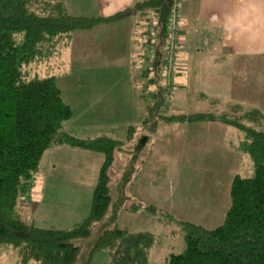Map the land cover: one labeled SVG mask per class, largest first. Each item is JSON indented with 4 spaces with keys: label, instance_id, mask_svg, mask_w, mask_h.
<instances>
[{
    "label": "rangeland",
    "instance_id": "1",
    "mask_svg": "<svg viewBox=\"0 0 264 264\" xmlns=\"http://www.w3.org/2000/svg\"><path fill=\"white\" fill-rule=\"evenodd\" d=\"M39 1L30 8L38 14L50 13L46 4L52 5L53 0ZM76 1L71 0V6ZM175 5L172 4V12L177 13V20L169 33L175 32L176 38H172L173 34L164 41L154 37L151 11L146 15L135 13L131 17L132 28L136 33L148 36L146 41L152 52L148 49L145 59H132L128 66L107 56L102 58L107 64L94 65L85 57L87 50L96 51L94 45L91 44V48L89 44H76L69 40L70 33L41 42L45 54L49 52L46 60L49 58L52 63L46 67L41 60L30 69L29 75L35 73L37 77H44L51 73L55 76L62 100L72 111L63 124V133L80 138L105 134L123 140L126 126L139 125L145 106L153 101L149 92L158 85L169 87V71L174 69V55L181 47L179 44L187 48L182 58H202L205 63L220 56L215 48L205 45L204 40L202 44L188 43V34L185 38L178 33V0ZM66 8L70 9L69 14L82 13L72 9L73 6ZM197 33L198 30L194 35ZM54 38L62 44H55ZM158 51V69L155 71L150 64ZM248 61L246 65L238 61L222 66L203 64L195 66L199 70L194 73L186 70L181 79L191 82L186 86L185 96L179 104H171L172 90L168 89L162 98L161 113L209 111L264 130V57H253ZM145 68L150 69L148 75L142 74ZM153 76L156 83L151 84L147 77ZM195 83L202 87L194 86ZM89 91L95 92L94 95H89ZM117 91V100L120 101L122 96L123 104L113 102ZM92 101L96 103L91 104ZM203 124L208 127L201 128ZM139 132L149 133L150 137L136 139L134 134V147L123 144L115 149V163L109 171L111 201L105 215L107 224L115 223L129 233L149 237L147 264H163L170 253H178L183 248L180 221L208 229L222 221L229 203L231 178L250 173L249 158L240 148L248 140L232 124L217 122L167 124L159 121L154 133L150 134L146 128H139ZM56 146L43 152L30 189L26 196L19 198L17 207L24 223L40 228L68 229L89 214L91 192L97 177V167L91 166L92 160H84L78 153L98 155L99 160L102 157L64 144ZM124 181H127L125 186ZM146 204L154 206V212L142 208ZM130 206L140 208H125ZM0 264H20L16 251L0 250ZM89 264H109L107 253L96 251Z\"/></svg>",
    "mask_w": 264,
    "mask_h": 264
},
{
    "label": "trees",
    "instance_id": "2",
    "mask_svg": "<svg viewBox=\"0 0 264 264\" xmlns=\"http://www.w3.org/2000/svg\"><path fill=\"white\" fill-rule=\"evenodd\" d=\"M39 2L0 0V250H15L20 264H89L99 250L107 253L109 264H147L149 237L129 233L115 223L107 224L105 213L111 201L109 170L114 164L115 149L129 142L134 147L132 141L139 128L154 133L159 121L217 122L232 124L248 140L240 148L249 158L250 173L231 178L229 203L217 226L208 229L180 221L183 248L170 253L163 264H264V130L209 111L164 115L160 111L162 98L169 89L164 84L149 92L153 101L145 106L139 125L126 126L123 140L105 134L80 138L62 131L72 111L62 100L55 76L29 75L34 65L47 58L49 52L45 54L41 44L45 38L88 30L135 12L146 15L151 11L154 37L164 41L170 34L172 0H135L132 9L109 16L69 15L61 0L46 4L50 13L38 14L30 6ZM158 53L155 52L153 60L156 65H151L155 71ZM142 136L145 135L136 139ZM54 144L97 152L102 157L91 192L89 214L68 229L24 223L17 207L19 198L30 189L43 152ZM135 207L140 208H125ZM142 208L155 210L151 204Z\"/></svg>",
    "mask_w": 264,
    "mask_h": 264
},
{
    "label": "crops",
    "instance_id": "3",
    "mask_svg": "<svg viewBox=\"0 0 264 264\" xmlns=\"http://www.w3.org/2000/svg\"><path fill=\"white\" fill-rule=\"evenodd\" d=\"M70 1L71 0H61L63 9L67 14H69L68 12L70 9L68 10L66 6H73L72 9L82 11V13L69 14L74 16H109L118 11L132 9L135 2V0H77L76 3L71 6ZM134 14L125 16L115 22L98 24L88 30H74L70 32L69 40H74L76 44H89L91 48V44H93L96 51L92 49L87 50L88 53L85 54V57L90 59L89 62L92 60L94 65L107 64L108 62L104 61L106 59H102L103 56H107L118 59L123 66H128L132 59H145L149 49V42L146 41L148 36L143 33H136L132 28L133 23L131 17ZM178 16L180 34L185 38L189 36L188 43L202 44V40H204L206 42L205 45L209 44L212 48H215L220 56L208 59L205 63H202V58H182V54L185 53L187 48H183V44H179V46H181L179 48L180 50L178 49L179 51L177 50V53L175 51L176 54L174 55L176 56L173 63L174 69L169 71L171 77L169 79V87L167 88L172 90V98L170 99L171 104H179L180 99L185 96L186 86L190 85L191 80L185 82L181 79L182 75L184 77L186 70L194 73L199 70V67L195 68V66L203 64L220 66L228 64L233 65L236 61L246 65L250 58L264 57V0H178ZM136 27L138 26L136 25ZM197 30L198 33L197 35L195 34V36L194 32ZM144 37L145 39H143ZM53 41L56 42L55 44H62L59 40H56V38H54ZM65 43L66 42H63V44ZM150 52H152V48ZM154 57L155 54L153 60ZM50 63L52 62H50L48 58L42 64L48 67ZM54 63L53 61V64ZM152 63L153 61L150 65H152ZM186 66H190V68ZM217 71H221V69ZM142 72L143 75H148L150 70L145 68ZM174 75L175 77L172 79ZM154 76L147 77V81L149 83L154 82ZM176 77L177 79H175ZM194 86L198 85L195 83ZM213 90V92H217V89ZM118 92L119 91L113 95V102L123 104L122 96L120 101L117 100ZM94 93L93 91H89V95H94ZM200 93H202V91ZM90 103L94 104L96 101ZM206 125L207 124H203L200 127L204 129L208 127ZM141 134L142 133L139 131L135 133L136 137ZM148 134L149 133H144L142 135L149 138L150 136ZM125 144L128 145L132 143L129 142ZM56 145V147H59L61 144ZM83 150L88 151L85 149ZM78 155H82L84 160H92L91 166L97 167L98 170L99 161H101L98 155L92 156L91 154H86V152H80Z\"/></svg>",
    "mask_w": 264,
    "mask_h": 264
},
{
    "label": "built area",
    "instance_id": "4",
    "mask_svg": "<svg viewBox=\"0 0 264 264\" xmlns=\"http://www.w3.org/2000/svg\"><path fill=\"white\" fill-rule=\"evenodd\" d=\"M175 2H176V0H172V4L173 5H175ZM176 6V5H175ZM170 19H171V29L172 28H174V23H175V21L177 20V13H174V11L171 13V17H170ZM173 34V35H172ZM170 35H172V38H176V35H175V32H173L172 31V33L170 34Z\"/></svg>",
    "mask_w": 264,
    "mask_h": 264
}]
</instances>
